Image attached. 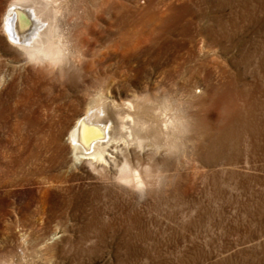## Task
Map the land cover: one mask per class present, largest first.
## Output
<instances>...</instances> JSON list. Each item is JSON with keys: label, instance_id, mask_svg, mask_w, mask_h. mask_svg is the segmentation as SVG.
Masks as SVG:
<instances>
[{"label": "rangeland", "instance_id": "obj_1", "mask_svg": "<svg viewBox=\"0 0 264 264\" xmlns=\"http://www.w3.org/2000/svg\"><path fill=\"white\" fill-rule=\"evenodd\" d=\"M10 1L0 264H264V0H64L74 54L41 83L4 29ZM99 91L181 116L175 147L144 151L151 188L75 161L69 129Z\"/></svg>", "mask_w": 264, "mask_h": 264}, {"label": "bare ground", "instance_id": "obj_2", "mask_svg": "<svg viewBox=\"0 0 264 264\" xmlns=\"http://www.w3.org/2000/svg\"><path fill=\"white\" fill-rule=\"evenodd\" d=\"M62 1L11 0L3 20L11 46L22 55V61L44 68L33 72L40 83L45 79L55 80L56 73L51 69L57 68L63 74L74 54L73 36L61 31L58 24V16L64 8ZM29 93L38 94L39 89ZM32 106H28L31 111ZM4 113L5 103L2 102L0 114ZM150 114L149 107L139 98L117 103L99 91L69 129L68 140L75 161L86 162L94 172L112 177L132 189L151 188L156 182L157 170L144 151L149 145L156 149L164 140L167 148L175 147L171 131L180 127L183 120L174 114L172 107L161 110L160 118H152Z\"/></svg>", "mask_w": 264, "mask_h": 264}]
</instances>
